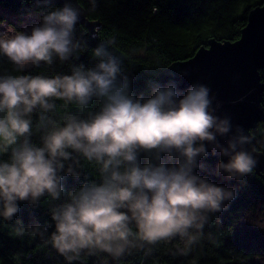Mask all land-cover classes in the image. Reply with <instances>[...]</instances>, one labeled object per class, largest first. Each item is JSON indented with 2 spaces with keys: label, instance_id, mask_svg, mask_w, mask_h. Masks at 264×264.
Returning <instances> with one entry per match:
<instances>
[{
  "label": "clouds",
  "instance_id": "9594fccd",
  "mask_svg": "<svg viewBox=\"0 0 264 264\" xmlns=\"http://www.w3.org/2000/svg\"><path fill=\"white\" fill-rule=\"evenodd\" d=\"M90 3L94 10L96 0ZM50 8L39 11L28 32L10 25L0 31V55L20 73L0 75V157H6L0 159V217L10 222L17 201L36 206L46 196L55 230L45 235L43 226L18 221L11 234L39 236L67 264L82 255L118 261L132 249L174 239L188 255L210 214L235 198L234 189L196 174L206 168L200 159L210 150L227 157L214 174H251L256 160L244 147L248 137L216 114L205 84L181 89L175 78L153 80L147 95L133 94L121 59L109 51L114 37L92 49L91 67L73 63L70 74H21L78 58L81 9L70 2ZM218 137H227L225 144ZM81 161L98 178L65 192L64 176L81 177Z\"/></svg>",
  "mask_w": 264,
  "mask_h": 264
},
{
  "label": "trees",
  "instance_id": "16d2710c",
  "mask_svg": "<svg viewBox=\"0 0 264 264\" xmlns=\"http://www.w3.org/2000/svg\"><path fill=\"white\" fill-rule=\"evenodd\" d=\"M78 2L84 17L93 23L92 28L80 22L76 25L75 37L83 42L74 54L78 58L64 63L56 59L54 68L41 64L21 74H70L73 63L91 67L95 62L92 49L114 37L109 51L121 59L122 71L129 77L133 94L147 95L149 81L172 63L186 60L199 48L207 47L210 40H238L249 13L264 6V0H96L92 10L90 0ZM50 7L61 6L36 0L0 1V23L9 22L18 28L24 23V16L37 15L41 10H51ZM3 74L20 73L7 57L0 55V75ZM259 75L264 86V70H260ZM96 104L93 100L91 107L95 109ZM261 104L264 109V90ZM251 133L256 139L255 149L264 156V121L251 129ZM32 139L39 144L38 137ZM218 161L227 162L203 157L199 162L206 166L205 170L196 169L195 172L217 186L234 189L235 198L225 202L223 211L210 214L204 235L191 253L182 255L179 249L184 245L174 239L132 249L118 261L106 254L82 255L73 264H264L263 173L254 168L242 178L228 179L224 173L214 174ZM141 162H144L143 155ZM81 163L84 164L81 177L64 176L65 192L98 178L91 166ZM59 202L62 201L52 203ZM17 204L19 211L10 222L0 217V264H67L39 236L11 234L12 226L18 221L24 227L43 226L45 235L55 230L47 197H41L36 206L26 201H17Z\"/></svg>",
  "mask_w": 264,
  "mask_h": 264
},
{
  "label": "water",
  "instance_id": "95a60500",
  "mask_svg": "<svg viewBox=\"0 0 264 264\" xmlns=\"http://www.w3.org/2000/svg\"><path fill=\"white\" fill-rule=\"evenodd\" d=\"M0 1L19 3L21 0ZM36 1L45 3V0ZM66 2L81 9L80 23L93 27V23L84 17V10L78 0H48L47 3L63 6ZM260 70H264V6L256 7L249 13L238 40L219 42L212 39L207 47L199 48L186 60L172 63L151 81L164 83L175 78L181 89L194 82L207 85L211 90L210 95L214 97L216 114L230 117L233 128L239 126L244 130L248 137L244 147L256 160V172H262L264 176V156L255 149L256 139L251 133V129L264 121L261 104L264 86ZM217 139L225 144L227 137ZM207 156L227 160V157L219 154L212 155L210 150Z\"/></svg>",
  "mask_w": 264,
  "mask_h": 264
},
{
  "label": "rangeland",
  "instance_id": "374dc122",
  "mask_svg": "<svg viewBox=\"0 0 264 264\" xmlns=\"http://www.w3.org/2000/svg\"><path fill=\"white\" fill-rule=\"evenodd\" d=\"M23 22L25 24L23 23V24H21V26L18 25L17 26L18 28H16L12 23H9V22L0 23V31H3L5 26L10 25V26L14 27L15 29H17L18 31L28 32V31H30V29L32 28L33 25L39 23V19H38V16L36 14L30 13L29 15L24 16Z\"/></svg>",
  "mask_w": 264,
  "mask_h": 264
}]
</instances>
